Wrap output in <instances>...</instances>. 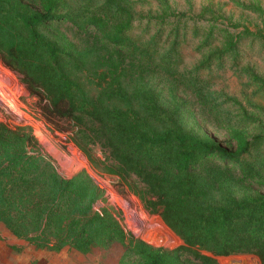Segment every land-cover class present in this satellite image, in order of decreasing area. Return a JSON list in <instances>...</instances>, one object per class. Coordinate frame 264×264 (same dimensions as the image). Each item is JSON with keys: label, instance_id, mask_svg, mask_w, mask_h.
Masks as SVG:
<instances>
[{"label": "trees", "instance_id": "obj_1", "mask_svg": "<svg viewBox=\"0 0 264 264\" xmlns=\"http://www.w3.org/2000/svg\"><path fill=\"white\" fill-rule=\"evenodd\" d=\"M28 1L0 0V62L48 124L71 132L94 168L120 178L183 244L126 232L115 210L96 209L105 195L88 173L62 177L31 128L3 123L0 224L39 249L105 264H264V72L252 62L264 61V31L234 32L219 7L198 13L192 0H158V10L145 0ZM232 1L264 22L260 5ZM230 72L245 79L240 96L219 86Z\"/></svg>", "mask_w": 264, "mask_h": 264}, {"label": "rangeland", "instance_id": "obj_2", "mask_svg": "<svg viewBox=\"0 0 264 264\" xmlns=\"http://www.w3.org/2000/svg\"><path fill=\"white\" fill-rule=\"evenodd\" d=\"M146 9L150 6L160 9L158 0H145ZM181 9H187L188 3L184 0H176ZM255 8L260 5L264 12V0H241ZM30 4L31 2L27 0ZM149 2H153L148 5ZM200 13L204 5L209 4L219 7L221 13L228 18L226 25L234 32H242L245 27L256 31L259 28L264 31V22L255 13V9H244L232 0H192L190 3ZM57 30L56 28H54ZM61 32H65L70 38H75L73 31L66 26H61ZM75 40V39H74ZM198 53L188 57L195 63ZM258 59L257 56L252 57ZM256 62L264 72L263 60ZM257 69V68H256ZM258 70V69H257ZM228 73L225 79L219 81L220 88H224L231 94L239 95L245 88V79ZM249 92L252 88H247ZM246 90V91H247ZM26 87L20 81V77L10 68L0 62V123L12 129L31 128L38 138L45 152L52 158L58 173L66 178H72L80 172L88 173L103 190L105 202L96 205V209L109 207L115 210L126 232L134 235L154 247L175 249L183 244L181 239L171 230L158 215L150 214L137 195L123 189L120 178L108 174H102L91 164L85 153L72 141L71 132L55 130L41 116L36 107V100L30 98ZM264 103V101H261ZM64 127H66L64 125ZM206 131L219 141H225L227 136L221 131L217 132L209 122L204 125ZM95 156L104 158V154L98 147ZM219 264H260L253 255L216 256ZM0 264H105L101 256L82 254L76 250L65 248L55 252L39 249L24 240L17 239L3 225L0 224Z\"/></svg>", "mask_w": 264, "mask_h": 264}]
</instances>
